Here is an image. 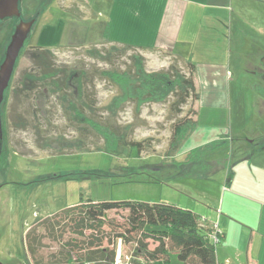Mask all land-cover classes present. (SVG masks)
Listing matches in <instances>:
<instances>
[{"label": "rangeland", "instance_id": "374dc122", "mask_svg": "<svg viewBox=\"0 0 264 264\" xmlns=\"http://www.w3.org/2000/svg\"><path fill=\"white\" fill-rule=\"evenodd\" d=\"M20 10L25 20L38 14L15 66L2 108L0 262L34 264L25 250L27 231L42 219L81 200L167 203L196 212L198 217L202 213L200 199L205 196L215 213L212 225L217 226L219 219L221 223L226 222L223 214L228 196H224L215 182L226 171L232 172L235 160L239 159L235 152L234 158L229 156L226 164L223 163L230 151L231 140L245 141L257 124L254 103L259 91L253 84L255 79L250 64L258 61L256 44L264 41V0H21ZM107 24L110 32L105 39L103 32ZM17 25L18 22L12 19L0 21V62ZM125 46L160 50L144 52L145 68L149 72L166 69L172 60L166 56L168 53L180 57L182 62L190 60L195 65L198 100L195 103L189 101L179 116L168 110L170 99L143 107L140 118L143 123L135 129L133 138L137 141L152 139L154 150L141 158L135 152L130 156L80 150L58 153L56 143L59 137L56 136L64 134L69 139L74 133L73 128L64 123L61 105L51 110L58 104L57 95L48 92L41 97L34 93L31 95L33 100L22 101L16 97L24 73L37 69L31 60V47L49 50L57 66L84 67L91 71L96 67H109L91 56L94 50L107 51ZM135 54L132 51L122 53V57L114 60L116 66L123 67L129 55ZM250 58L253 59L249 62ZM181 66L185 69L183 64ZM93 83L97 107L103 109L118 91L98 76L94 77ZM32 103L34 107L40 105L42 112L51 111L52 117L49 114L47 117L53 121L51 128L55 140L50 150L37 147L36 130L17 126L15 112H23ZM192 109L196 111V127L190 136L220 138L204 145L207 150L204 161L212 163L210 174L213 177L204 174L207 170L198 175V165L189 175L181 177L171 176L172 170L156 172L155 169H145L185 160L187 153L183 148L189 137L174 155L167 158L165 154L173 122L189 116ZM118 120L121 124L131 121V108L120 112ZM89 141L99 146L103 143L96 137ZM209 178L210 181H202ZM240 184L233 183L231 190L254 189L253 196L259 200L254 207L264 212V196L250 188L251 183ZM247 203H244L245 210L248 209ZM109 217L119 218L112 212ZM241 217L235 216L238 222ZM254 220L252 217L250 222ZM260 234L264 235V214ZM243 237L241 230L234 241L242 250L251 240ZM44 243L46 247L37 257L46 258L57 248L47 240ZM219 245L217 243L215 249ZM120 247L127 261L132 249L130 246ZM240 247H237L238 254ZM263 254L264 251L260 260L264 263ZM253 256H258L254 250ZM168 264L182 263L176 253H171Z\"/></svg>", "mask_w": 264, "mask_h": 264}, {"label": "trees", "instance_id": "16d2710c", "mask_svg": "<svg viewBox=\"0 0 264 264\" xmlns=\"http://www.w3.org/2000/svg\"><path fill=\"white\" fill-rule=\"evenodd\" d=\"M108 35L109 27L105 26L103 36L106 39ZM142 50L131 46L94 50L91 56L109 67L87 71L84 67L57 66L49 50L31 47V60L37 69L24 73L16 97L22 101L33 100L31 95L34 93L41 97L48 92L57 95L58 104L51 110L60 104L64 123L71 126L74 133L69 139L64 134L56 136L59 137L58 153L80 150L130 156L135 152L141 158L154 150L152 139L137 141L133 138L135 129L143 123L140 121L143 107L170 99L168 110L179 116L189 101L195 103L199 98L194 81L195 65L190 60L182 62L180 57L168 53L166 56L172 58L168 67L149 72ZM126 51L136 54L129 55L123 67L116 66L115 58L122 57ZM95 76L118 91L103 109L97 107ZM128 107L132 120L121 124L118 115ZM49 112L47 109L42 112L40 105L34 107L33 103L23 112H15L19 128L36 130L37 147L41 150H50L55 140L51 128L53 121L47 117L48 114L52 117ZM188 113L189 116L179 117L171 126L167 158L179 151L196 127L195 109ZM93 137L101 138L102 145L90 142ZM206 151L202 146L189 151L182 162L145 169L172 170L171 176L181 177L189 175L198 165V175L205 170L207 174H204L209 175L212 163L204 161ZM223 163L225 165L226 161ZM111 212L119 218L109 217ZM212 232L213 226L201 216L173 204L88 199L39 221L27 231L24 243L34 264H116L118 244L132 249L127 261L120 250L119 264H168L171 253H176L182 264H218L216 244L210 239ZM219 236L221 240V233ZM45 240L57 248L46 258L37 257L46 247Z\"/></svg>", "mask_w": 264, "mask_h": 264}, {"label": "crops", "instance_id": "0c3cea01", "mask_svg": "<svg viewBox=\"0 0 264 264\" xmlns=\"http://www.w3.org/2000/svg\"><path fill=\"white\" fill-rule=\"evenodd\" d=\"M139 48L143 49L142 53L145 58L146 55L144 52L149 49H152L147 47L145 48L139 47ZM152 50L160 51L159 49L156 48H153ZM198 137L199 136L195 137L194 135L189 136V138L186 141L187 145H185L186 147L183 148L185 150L184 153H188V151L202 147L208 144L209 142L217 139L214 137L204 138V139ZM226 156H230V151L226 153ZM237 160L238 159H236V161ZM209 176L210 178L213 177V175L211 174ZM228 176H230L229 182L227 181ZM199 177L202 178V176ZM210 178L202 179V181L205 182L207 180L210 181ZM235 182L241 183L240 185L242 186L249 185V183H251L250 188L252 187L255 188L257 192L261 193V195L264 196V154L262 155V157L256 160L253 159L250 161L234 162L232 172L226 171L223 177L220 178L219 181L215 182V184L219 186L221 192L222 191L224 192V196H228L227 199L228 202L227 205L225 206V211L223 214V217L225 218L226 222L223 221V223H221L219 219V223L217 225L218 230L222 235L220 240L221 243L219 242L220 245L217 246L215 249L217 263L218 264H264L260 260V257L262 256V253L264 251V235L260 234L261 217L264 214L263 209L259 208V210H257L254 207L257 206L256 204H258L259 201L257 197L253 196L254 189L250 191L242 188L241 192L232 191L230 187ZM200 201L203 204V205L201 204L202 213L200 216L203 219H205L206 223L210 226L212 225V221H214L215 213L208 206L211 205V203H209L208 199H206L205 196H202ZM245 201L248 202L247 210L244 209ZM249 203L254 205L251 206L249 205ZM219 210L221 211L220 213H222L223 211L222 206L220 207ZM240 215L242 216L241 218L244 219V222L242 221V219L239 220L240 222L236 220L237 217L235 218V216H240ZM252 217H255V220L250 222ZM241 230L244 235L243 238H249V237L251 238L249 245L246 248H243L244 250L241 249L242 247H240L238 243L236 244V242H234L237 241L235 237H237L240 234ZM237 247H240L239 254ZM253 250L256 251L258 256L255 257L253 256Z\"/></svg>", "mask_w": 264, "mask_h": 264}, {"label": "water", "instance_id": "95a60500", "mask_svg": "<svg viewBox=\"0 0 264 264\" xmlns=\"http://www.w3.org/2000/svg\"><path fill=\"white\" fill-rule=\"evenodd\" d=\"M20 1L21 0H0V21L5 19H19L21 16ZM37 14L38 12L36 15ZM36 15L33 19H35ZM34 22L35 21L20 22L13 29L9 42L5 48L2 61L0 62V155L3 134L2 108L6 103V95L10 87L15 66L24 49L25 42L31 32ZM0 264L2 263L0 262Z\"/></svg>", "mask_w": 264, "mask_h": 264}, {"label": "flooded vegetation", "instance_id": "af4514ba", "mask_svg": "<svg viewBox=\"0 0 264 264\" xmlns=\"http://www.w3.org/2000/svg\"><path fill=\"white\" fill-rule=\"evenodd\" d=\"M21 2V1H20ZM18 24L20 22H30L35 21V19L31 18L28 20H25L21 16L17 20ZM33 27V26H32ZM259 53L257 54L256 64H250L252 67L251 75L254 77V86L258 92L257 99L255 100V106L258 113V118L256 121L255 129H251L249 131V137L245 139V141H241L242 139H232L230 142V158H234L235 152L238 153L239 159L237 161L243 162V161H250V160H256L264 154V41H260L256 44ZM255 49V46L253 47ZM256 51V50H255ZM253 58L249 59V62ZM238 143V145H236ZM234 144V147L232 146ZM229 156H226L224 160L227 162L228 159H230ZM248 159V160H247ZM235 160V162H237ZM247 163V162H246ZM5 264V263H2Z\"/></svg>", "mask_w": 264, "mask_h": 264}, {"label": "built area", "instance_id": "2783aa9c", "mask_svg": "<svg viewBox=\"0 0 264 264\" xmlns=\"http://www.w3.org/2000/svg\"><path fill=\"white\" fill-rule=\"evenodd\" d=\"M204 221H205V219H203ZM213 226V232H212V234L210 235V239H211V241L214 243V244H217V243H219V234H220V232H219V230H218V227L216 226V225H212ZM118 249H117V259H116V264H119L120 263V245H119V247H117Z\"/></svg>", "mask_w": 264, "mask_h": 264}]
</instances>
